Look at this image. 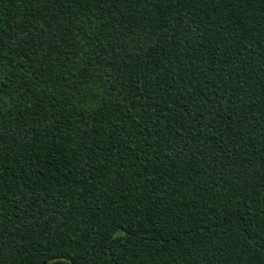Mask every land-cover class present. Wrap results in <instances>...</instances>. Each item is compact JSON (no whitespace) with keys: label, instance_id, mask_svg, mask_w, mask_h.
Masks as SVG:
<instances>
[{"label":"trees","instance_id":"16d2710c","mask_svg":"<svg viewBox=\"0 0 264 264\" xmlns=\"http://www.w3.org/2000/svg\"><path fill=\"white\" fill-rule=\"evenodd\" d=\"M0 264H264V0H0Z\"/></svg>","mask_w":264,"mask_h":264}]
</instances>
